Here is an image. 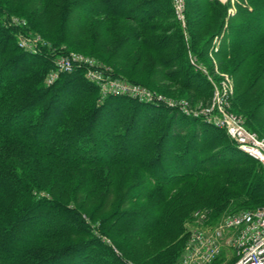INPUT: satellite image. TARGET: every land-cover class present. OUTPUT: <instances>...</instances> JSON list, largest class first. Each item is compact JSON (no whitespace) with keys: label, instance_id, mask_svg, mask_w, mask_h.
<instances>
[{"label":"trees","instance_id":"trees-1","mask_svg":"<svg viewBox=\"0 0 264 264\" xmlns=\"http://www.w3.org/2000/svg\"><path fill=\"white\" fill-rule=\"evenodd\" d=\"M119 2L0 0V264H173L194 212L264 206V165L225 129L127 96L101 99L83 69L47 85L55 53L23 49L17 38L32 31L53 45H100L99 52H110L107 62L135 57L130 74L114 64L115 76L144 82L134 76L148 63L147 80L158 75V82L207 98L214 75L200 61L211 38L199 29L219 18L213 26L227 25L229 33L218 55L238 59L232 108L264 136V12L240 13L241 22L230 25L223 22L226 5L189 0L184 30L168 0ZM77 147L81 152L71 154ZM182 185L196 196L184 190L174 198ZM14 238L20 247L13 248Z\"/></svg>","mask_w":264,"mask_h":264},{"label":"built area","instance_id":"built-area-1","mask_svg":"<svg viewBox=\"0 0 264 264\" xmlns=\"http://www.w3.org/2000/svg\"><path fill=\"white\" fill-rule=\"evenodd\" d=\"M174 5L178 19L185 24L183 0H174ZM35 46L37 44L34 43L27 49L35 51ZM54 61L56 67L49 73L48 84L54 83L64 72L83 69L85 77L99 87L103 96H130L155 105L164 101L163 95L142 84L114 78L110 70H104L95 59L82 54L72 51L56 54ZM194 61L191 59L192 63ZM209 78L215 88L212 103L201 112H192L196 117L225 129L241 151L264 165V136L249 129L244 119L229 109L234 95L230 79L228 83L216 85L212 77ZM168 105L187 114L191 112L185 101H169ZM193 216L198 224L189 229L192 232L188 237L185 258L179 264L212 263L226 246L236 253L235 261L230 264H264V206L226 213L218 218H213L206 210H198Z\"/></svg>","mask_w":264,"mask_h":264},{"label":"rangeland","instance_id":"rangeland-1","mask_svg":"<svg viewBox=\"0 0 264 264\" xmlns=\"http://www.w3.org/2000/svg\"><path fill=\"white\" fill-rule=\"evenodd\" d=\"M168 1H170V3H172V4H174V0H168ZM188 1L189 0H183V4H185V9H184L185 16H186V3H189ZM190 1H201V0H190ZM216 1H219L223 5H226V11H225L226 15L223 18L224 24H226L227 22H229L230 25H235L236 23H240L241 18L239 16H237L240 13L250 12V13H254L255 15H260L261 13L264 12V8L259 9V6L260 7L264 6V0H258V4H256V2H255L256 0H216ZM129 2H130V0H120L119 3L120 4H127ZM94 5L95 4H90L89 7H92ZM174 9H175V5H174ZM147 12H148V9H144V10H142L141 13L145 14ZM189 12H190V9H189ZM216 19H217V21L221 22V20L219 18H216ZM216 19H214L213 21H216ZM13 20L16 21V24H18L20 26H27L28 25L27 20L24 17H19V18L14 17ZM213 21L211 19L207 25H205L202 29H199V31L201 32V34L204 37H206V38L209 37L208 39L211 38L210 39V45H209L210 47L208 48V53L206 56H204V58L201 59L200 62H203L206 65H209L210 67H212V71L210 69V72H212V74L214 76L210 75L208 77H212V79L214 80L216 85L217 84L219 85L221 82L222 83L223 82L228 83V79H230L231 83L233 84V88L235 89L237 81H238V73H235L234 68L236 67V64L238 63V59L233 58L230 60H223L222 56L218 55L219 47L226 45L225 40H226V37H227L229 32L227 30V25H225L226 28L224 27L225 28V30H224L223 27L219 28V26H213V24H212ZM129 23H130L129 21L128 22L127 21L122 22V25L125 26V25H128ZM71 27L72 26L68 25L67 28H71ZM182 27L184 28V30L187 28L186 20H185V24L182 23ZM48 32L57 33L56 29L55 28L53 29L52 27L49 28ZM17 38H18V45L23 49L30 48V45H34V43H35V45L37 44V47L35 46V51L40 52V50H41L40 47H42V49L46 48L50 53L51 52L55 53V57H56V54H61V53L66 54V53L71 52V51L76 52V53L82 54L86 57L95 59L98 62V64H100V66H102V68L104 70L108 69L111 72L113 71L112 68L114 69V64L116 63L114 61L107 62V58H108L110 52L106 51V49H104V47H102L103 49H101V51L99 52L98 50L101 48L100 45L93 46V47L92 46H86L83 44L84 43L83 41H78L77 43L76 42L70 43V42L64 41L60 44L53 45L50 38L44 37L42 34L37 33V32H32V31L20 32L18 34ZM69 44L75 46V48ZM35 51H33V52H35ZM101 53H103V54H101ZM189 57H190V59L195 60L194 61L195 63H193L194 65L198 64L197 62L199 60H197L196 56H194L192 51L189 52ZM134 58L135 57H133L127 61L120 62L117 65L116 64L115 65L121 72L130 74L129 72H131L132 68H134V64H135ZM263 59H264V51H263L262 55L259 57V61H261ZM200 66H201L200 68H203L202 65H200ZM55 67H56L55 61H53V67L49 70V72L45 78L47 85H50L47 82L49 73H51V71L53 69H55ZM148 68H149L148 63L143 64V67L140 66V70L136 69V72L138 74H136L134 76V78L139 79V80H143L145 83L141 82V83H143L142 86H144L150 90H153V91L157 92L158 94L163 95L164 101L162 103H160L161 106L176 110V114H178V115H185L188 117L197 118L195 116V114L192 112L193 110L196 111V113H198V112H201L202 109H205L206 107L211 105L212 100H213L214 90H215L214 87L212 88V94L210 95V97L202 98L199 96H195L193 92H191L190 90H187L186 88L176 84L175 82H170V81L169 82L168 81L158 82V80H156L158 78L157 74H156L157 75L156 77L154 76V77H151L147 80L146 77L148 76V74L145 72V69H148ZM203 70L206 73H208V70L206 69V67L203 68ZM67 73H70V72H67ZM84 75H85V73H84ZM113 77L114 78H121V79H124L126 81H131V79H128L125 77H120V76H115V75H113ZM252 77H255V75L252 74ZM153 78L155 80H153V82L148 83ZM251 82L252 81L249 80L246 83V85L244 86V90L249 87ZM141 83H139V84H141ZM99 93L101 94V99H103L104 93L101 92V90ZM169 101H172V102L185 101L191 112L189 114H187L184 111H181L180 108L170 107L168 105ZM62 105H63V103L61 104V106ZM229 109L232 110L234 113H237L239 116H241L244 119V121L247 123V118H246L245 114H243L242 112H239L238 110L233 109L232 104H230ZM202 119L205 120L204 118H202ZM5 123L10 124L11 126L16 125V122H11V121H5ZM51 124H52V122H48L47 127L42 132H39V135L45 134L47 132V129L51 126ZM259 131L264 133V124H260ZM80 152L81 151L78 150V147H77V148H75L74 151H72L71 154H74V153L78 154ZM184 190L189 191V193L191 194L190 198H193L197 194L195 190L190 189L187 185H185V186L182 185L179 188V190L174 194V198H175V196H176V198H178L179 196H182L180 193ZM202 209H206V208H202ZM196 210H194V211H196ZM235 211H237V210H230V211H227L226 213L235 212ZM193 212H192V214H193ZM223 214L224 213H222V214L212 213L211 215L213 216V218H218V217H222ZM197 224H198V221L196 220L195 216L192 215L191 217H189L187 219L185 225H186L187 229H191L192 227H194ZM94 228H96V227H94ZM94 232L98 233V227L96 228V231H94ZM191 232L192 231H185L183 234L180 235V240L183 237V239H182L183 240V243H182L183 246H180L181 249H180L179 256L175 259L173 264H179L185 258L186 246L188 243V237L190 236ZM103 238L108 243H112V240L110 237L104 236ZM18 239L19 238H14L12 240L13 241L12 242L13 248L20 247L19 246L20 244H18ZM235 258H236V253L234 252V250L231 249L229 246H226L225 249L223 250V252L212 263H209V264H230V263L235 261ZM127 261L138 264L132 260H127Z\"/></svg>","mask_w":264,"mask_h":264}]
</instances>
